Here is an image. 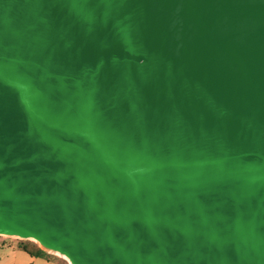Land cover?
<instances>
[{
	"label": "water",
	"instance_id": "1",
	"mask_svg": "<svg viewBox=\"0 0 264 264\" xmlns=\"http://www.w3.org/2000/svg\"><path fill=\"white\" fill-rule=\"evenodd\" d=\"M0 236L264 264V0H0Z\"/></svg>",
	"mask_w": 264,
	"mask_h": 264
},
{
	"label": "crops",
	"instance_id": "2",
	"mask_svg": "<svg viewBox=\"0 0 264 264\" xmlns=\"http://www.w3.org/2000/svg\"><path fill=\"white\" fill-rule=\"evenodd\" d=\"M64 261L56 255H31L15 242L0 244V264H66Z\"/></svg>",
	"mask_w": 264,
	"mask_h": 264
},
{
	"label": "trees",
	"instance_id": "3",
	"mask_svg": "<svg viewBox=\"0 0 264 264\" xmlns=\"http://www.w3.org/2000/svg\"><path fill=\"white\" fill-rule=\"evenodd\" d=\"M19 247L30 253L31 255H45L53 256L46 251L42 250L39 245L33 241L19 240L17 243ZM66 263V261H64Z\"/></svg>",
	"mask_w": 264,
	"mask_h": 264
},
{
	"label": "rangeland",
	"instance_id": "4",
	"mask_svg": "<svg viewBox=\"0 0 264 264\" xmlns=\"http://www.w3.org/2000/svg\"><path fill=\"white\" fill-rule=\"evenodd\" d=\"M3 242H15V243H18L19 239H14V238H8V237L0 236V244L3 243ZM66 264H68V263L66 262Z\"/></svg>",
	"mask_w": 264,
	"mask_h": 264
}]
</instances>
